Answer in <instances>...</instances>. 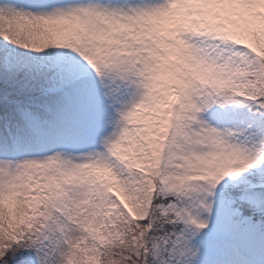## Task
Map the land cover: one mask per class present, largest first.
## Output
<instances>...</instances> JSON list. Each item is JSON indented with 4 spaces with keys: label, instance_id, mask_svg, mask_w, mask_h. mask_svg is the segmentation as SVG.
Here are the masks:
<instances>
[{
    "label": "snow or ice",
    "instance_id": "obj_1",
    "mask_svg": "<svg viewBox=\"0 0 264 264\" xmlns=\"http://www.w3.org/2000/svg\"><path fill=\"white\" fill-rule=\"evenodd\" d=\"M0 264H264V0H0Z\"/></svg>",
    "mask_w": 264,
    "mask_h": 264
}]
</instances>
